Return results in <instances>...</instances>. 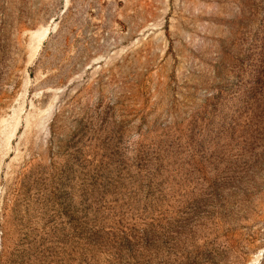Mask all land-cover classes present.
<instances>
[{
	"label": "rangeland",
	"instance_id": "374dc122",
	"mask_svg": "<svg viewBox=\"0 0 264 264\" xmlns=\"http://www.w3.org/2000/svg\"><path fill=\"white\" fill-rule=\"evenodd\" d=\"M0 264H264V0H0Z\"/></svg>",
	"mask_w": 264,
	"mask_h": 264
}]
</instances>
